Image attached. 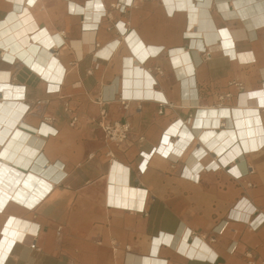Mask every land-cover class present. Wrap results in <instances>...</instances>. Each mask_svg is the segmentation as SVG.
<instances>
[{
	"label": "crops",
	"instance_id": "0c3cea01",
	"mask_svg": "<svg viewBox=\"0 0 264 264\" xmlns=\"http://www.w3.org/2000/svg\"><path fill=\"white\" fill-rule=\"evenodd\" d=\"M118 2L126 7H116ZM25 4L38 31L61 39L42 55H56L65 73L60 91L50 92L37 69L8 61L0 51V84L27 89L29 110L17 126L39 137L42 174L55 184L34 208L9 202L0 211V238L9 217L28 223L3 264H141L145 257L164 264H249L247 251L264 260V144L244 151L243 159L204 170L197 180L182 175L197 149L220 157L201 137L209 127L196 125L199 109L234 111L243 106L241 93L264 86V24L254 20L264 13V1ZM25 4L0 0V21ZM225 28L247 34L235 38L230 51L223 45ZM181 51L194 62V71L184 76L173 61ZM260 118L264 130V107ZM233 120L223 118L212 129L225 136ZM101 121L128 122L129 138L121 144L109 140ZM179 122L194 134L184 153H155L145 163V153ZM43 124L51 130L38 131ZM116 161L128 168V181L119 184L121 206L109 203L110 187L118 185L111 177ZM237 166L239 174L233 172ZM126 187L138 190L133 204L125 203ZM244 198L256 206L249 220L231 215Z\"/></svg>",
	"mask_w": 264,
	"mask_h": 264
},
{
	"label": "bare ground",
	"instance_id": "6f19581e",
	"mask_svg": "<svg viewBox=\"0 0 264 264\" xmlns=\"http://www.w3.org/2000/svg\"><path fill=\"white\" fill-rule=\"evenodd\" d=\"M13 1L25 4L27 0ZM29 2L33 4L36 0H29ZM221 7L226 8L228 5L224 3ZM193 20L192 16L191 21ZM254 20L257 25L264 24V13L256 15ZM39 28L37 19L27 4L25 7L21 6L19 11L11 10L0 21V51H2V57L8 61L13 63L20 61L37 69L48 80L50 92H58L61 88L60 83L64 77L65 67L56 55L51 53L49 56H43L42 53L53 48V45H59L61 39L58 36L49 35L46 29L38 31ZM33 31H35L34 35L30 34ZM222 34L223 45L229 51L235 44V38L247 35L244 30L232 32L226 28L223 29ZM173 61L175 65H179L180 76L191 74L194 71V62L188 52H179ZM158 96L164 99L163 94L159 93ZM239 97L243 106H237L234 111L224 106H209L199 109L196 125L209 127L205 131L202 130L201 137L204 141L207 140V144L215 149L220 157L213 159L209 157L205 149H197L196 154L189 158L185 169V175L189 179L197 180L204 170L220 167L221 163L226 165L238 156L243 159L244 151L258 150L264 144V130L260 118V109L264 107V86L243 92ZM26 99L27 89L25 86L10 83L0 84V211H4L9 202H17L34 208L55 187L54 182L42 174L44 159L41 158L35 147L39 137H34L24 131L22 127L17 126L29 110ZM229 116L234 117V128L225 132V136L217 134L212 127L220 126L222 119ZM180 125L181 122L169 128L163 137V142H160L153 151L145 153V163H148L147 161L155 153L166 157L184 153L194 134L186 128H181ZM50 130L51 128L46 124L38 128V131L41 132ZM173 134L177 135V140L171 139ZM233 172L239 174L241 172L239 166L234 167ZM111 177L117 181L118 185L110 187L112 194H110L109 203L121 206L124 204V199L120 195L124 189L119 184L128 181V168L117 161L114 162ZM126 188L129 201L127 200L125 203L133 204V198L137 195L138 190ZM255 211L256 206L244 198L234 205L231 215L249 220L250 215ZM261 220L262 218H259L254 221L252 227L258 226ZM27 224L16 216L8 218L3 228V236L0 238V264H3L8 251L17 238L16 236L21 237L20 235L24 234L23 229L27 227ZM187 237L188 234L184 239ZM168 240L169 238L165 241ZM158 241L159 239H155V242ZM164 262L154 257H145L141 264H164Z\"/></svg>",
	"mask_w": 264,
	"mask_h": 264
},
{
	"label": "built area",
	"instance_id": "2783aa9c",
	"mask_svg": "<svg viewBox=\"0 0 264 264\" xmlns=\"http://www.w3.org/2000/svg\"><path fill=\"white\" fill-rule=\"evenodd\" d=\"M134 1H144V0H132V2H134ZM115 6L120 8V9H123L126 7V5L121 4L119 2ZM164 104H166V103H162V105H164ZM161 112H163V110H161ZM103 115L104 116L106 115L105 110L103 112ZM75 121H76V118L74 117L72 120V123H75ZM101 126H102V128L106 134V137L109 140H111L117 144H121L129 138L130 124L128 122L101 121ZM214 168L217 169L218 167L216 166ZM185 169H186V166L183 168L182 175H185ZM249 170H250V172H253V168L251 166L249 167ZM246 255H247L249 264H264V260H259L257 257H255L253 255V253L251 251H247Z\"/></svg>",
	"mask_w": 264,
	"mask_h": 264
}]
</instances>
